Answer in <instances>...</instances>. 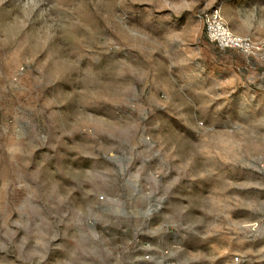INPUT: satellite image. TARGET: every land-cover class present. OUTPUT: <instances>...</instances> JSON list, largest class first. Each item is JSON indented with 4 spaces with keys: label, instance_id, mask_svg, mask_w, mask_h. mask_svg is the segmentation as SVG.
<instances>
[{
    "label": "rangeland",
    "instance_id": "374dc122",
    "mask_svg": "<svg viewBox=\"0 0 264 264\" xmlns=\"http://www.w3.org/2000/svg\"><path fill=\"white\" fill-rule=\"evenodd\" d=\"M0 264H264V0H0Z\"/></svg>",
    "mask_w": 264,
    "mask_h": 264
},
{
    "label": "built area",
    "instance_id": "2783aa9c",
    "mask_svg": "<svg viewBox=\"0 0 264 264\" xmlns=\"http://www.w3.org/2000/svg\"><path fill=\"white\" fill-rule=\"evenodd\" d=\"M207 38L221 49H239L244 53L251 52L247 40L234 36L224 24L220 11L213 9L204 16Z\"/></svg>",
    "mask_w": 264,
    "mask_h": 264
}]
</instances>
